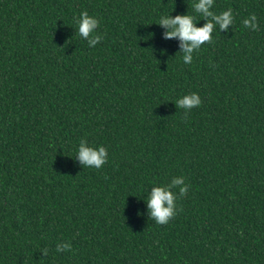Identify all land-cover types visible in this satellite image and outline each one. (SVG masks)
I'll use <instances>...</instances> for the list:
<instances>
[{
    "label": "trees",
    "instance_id": "obj_1",
    "mask_svg": "<svg viewBox=\"0 0 264 264\" xmlns=\"http://www.w3.org/2000/svg\"><path fill=\"white\" fill-rule=\"evenodd\" d=\"M193 2L0 0V264H264V0H215L233 24L185 64L156 23L202 26ZM82 138L107 149L101 169L75 157ZM180 176L157 224L147 197Z\"/></svg>",
    "mask_w": 264,
    "mask_h": 264
},
{
    "label": "clouds",
    "instance_id": "obj_2",
    "mask_svg": "<svg viewBox=\"0 0 264 264\" xmlns=\"http://www.w3.org/2000/svg\"><path fill=\"white\" fill-rule=\"evenodd\" d=\"M215 0H194L192 8L194 12L203 17L205 23L197 27L200 20L195 16L188 14L170 16H161L158 23L168 29L166 38H179L182 48V61L190 64L193 61V53L200 50L201 46L206 42L212 41V33L215 29L226 31L229 25L233 24L234 13L231 8L221 11L219 14L214 12ZM76 32L79 36L87 40L89 47H95L102 39L101 35L96 34L100 21L85 10L79 14L75 21ZM243 24L247 28L256 30L258 28L257 17L255 14L243 20ZM177 108L190 110L201 105L202 100L198 93L192 92L182 95L175 102ZM76 158L83 167L101 169L108 160V151L101 145L99 147L89 146L86 139H81L76 149ZM190 185L185 184V178L174 177L171 184L153 186L151 193L147 197V205L149 209V218L153 219L157 224H167L171 218L176 215L177 193L172 189H179V196H184ZM71 247L70 243L57 244L56 251H68ZM43 252L47 255V249Z\"/></svg>",
    "mask_w": 264,
    "mask_h": 264
}]
</instances>
